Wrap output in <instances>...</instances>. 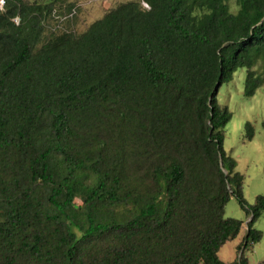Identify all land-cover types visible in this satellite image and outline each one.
<instances>
[{
  "label": "trees",
  "instance_id": "obj_1",
  "mask_svg": "<svg viewBox=\"0 0 264 264\" xmlns=\"http://www.w3.org/2000/svg\"><path fill=\"white\" fill-rule=\"evenodd\" d=\"M232 1H130L76 34L79 4L6 0L0 264H249L264 195L244 197L218 94L241 68L246 97L264 85V0ZM232 198L253 220L226 263Z\"/></svg>",
  "mask_w": 264,
  "mask_h": 264
},
{
  "label": "rangeland",
  "instance_id": "obj_2",
  "mask_svg": "<svg viewBox=\"0 0 264 264\" xmlns=\"http://www.w3.org/2000/svg\"><path fill=\"white\" fill-rule=\"evenodd\" d=\"M23 1L43 3L47 0ZM130 1L135 0H62L56 7L64 13L70 4H79L80 11L76 19L68 21L64 26L67 25V29L74 30L76 34H82L110 10ZM231 5L235 7V0ZM50 23L54 24V21L51 20ZM45 35L50 34L45 32ZM246 75V68L237 70L233 79L219 90L218 102L228 107L232 113V119L224 129V148L237 161L236 171L245 177L243 194L247 203L252 205L259 195H264V85L253 97H246L244 95ZM248 123L255 130V136L251 141L246 138ZM80 204L81 201L77 200V205ZM119 211L122 215L127 214L124 208ZM225 216L244 222V230L235 240L229 241L218 254L221 261L233 263L239 257L238 246L247 233L249 218L235 198L227 204ZM254 228L262 233V240L247 252L246 256L249 264H264V214L255 222Z\"/></svg>",
  "mask_w": 264,
  "mask_h": 264
},
{
  "label": "built area",
  "instance_id": "obj_3",
  "mask_svg": "<svg viewBox=\"0 0 264 264\" xmlns=\"http://www.w3.org/2000/svg\"><path fill=\"white\" fill-rule=\"evenodd\" d=\"M5 4H6V0H0V10H1V11L4 10ZM142 7H143L144 9H147V10L150 9V7H149L146 3H144V2H142ZM75 13H76V10H74V11L72 12V14L69 15V17L72 18L73 15H74ZM15 21H16L17 23H19L20 19H19V18H16Z\"/></svg>",
  "mask_w": 264,
  "mask_h": 264
},
{
  "label": "water",
  "instance_id": "obj_4",
  "mask_svg": "<svg viewBox=\"0 0 264 264\" xmlns=\"http://www.w3.org/2000/svg\"><path fill=\"white\" fill-rule=\"evenodd\" d=\"M220 84H218L217 89H219ZM221 166H223L222 160H221ZM253 220L252 216L248 219L247 224Z\"/></svg>",
  "mask_w": 264,
  "mask_h": 264
}]
</instances>
